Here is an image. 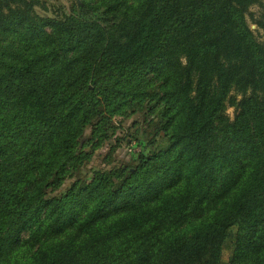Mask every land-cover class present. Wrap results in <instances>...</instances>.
Listing matches in <instances>:
<instances>
[{
    "label": "trees",
    "instance_id": "obj_1",
    "mask_svg": "<svg viewBox=\"0 0 264 264\" xmlns=\"http://www.w3.org/2000/svg\"><path fill=\"white\" fill-rule=\"evenodd\" d=\"M259 2L0 0V264H220L234 226L230 264H264ZM141 110L149 151L85 178Z\"/></svg>",
    "mask_w": 264,
    "mask_h": 264
},
{
    "label": "rangeland",
    "instance_id": "obj_2",
    "mask_svg": "<svg viewBox=\"0 0 264 264\" xmlns=\"http://www.w3.org/2000/svg\"><path fill=\"white\" fill-rule=\"evenodd\" d=\"M35 12L42 16H60L64 12H72L78 9L77 4L82 0H35ZM247 19L251 30L259 42H264V28L257 22L264 20V0L250 6L247 12ZM242 97L238 90H233L226 103L224 114L229 121H234L236 115V105L234 100ZM92 127H87L85 136L91 135ZM151 126L149 125L148 114L145 110L129 111L124 115H116L112 118L111 129L108 137L102 145L93 152L91 160L82 168L85 178H90L93 171L111 169L123 163L134 161L140 152L149 151V141L151 138ZM75 177L67 179L60 188L65 191L74 181ZM238 227L230 229L226 243L227 248L223 250L220 264H230L235 234Z\"/></svg>",
    "mask_w": 264,
    "mask_h": 264
}]
</instances>
